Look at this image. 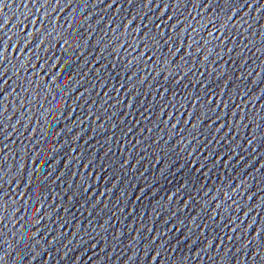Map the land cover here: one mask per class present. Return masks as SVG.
Returning a JSON list of instances; mask_svg holds the SVG:
<instances>
[{"label":"water","instance_id":"95a60500","mask_svg":"<svg viewBox=\"0 0 264 264\" xmlns=\"http://www.w3.org/2000/svg\"><path fill=\"white\" fill-rule=\"evenodd\" d=\"M0 258L264 264V0H0Z\"/></svg>","mask_w":264,"mask_h":264},{"label":"snow or ice","instance_id":"6c2138e0","mask_svg":"<svg viewBox=\"0 0 264 264\" xmlns=\"http://www.w3.org/2000/svg\"><path fill=\"white\" fill-rule=\"evenodd\" d=\"M5 255H7V253H5ZM0 259H2V258H0Z\"/></svg>","mask_w":264,"mask_h":264}]
</instances>
